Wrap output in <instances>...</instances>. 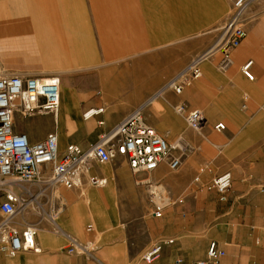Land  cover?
Segmentation results:
<instances>
[{
	"label": "crops",
	"instance_id": "obj_1",
	"mask_svg": "<svg viewBox=\"0 0 264 264\" xmlns=\"http://www.w3.org/2000/svg\"><path fill=\"white\" fill-rule=\"evenodd\" d=\"M82 2L25 0L23 18L12 17L10 11L5 19L30 21L37 31L42 66L48 62L55 67L88 65L95 60L96 42L89 27L80 24L85 18ZM88 11L104 56L124 47L138 48L143 28L137 0H88ZM214 12L217 18L218 8ZM203 50L210 56L200 63L199 76L190 79L179 95L163 87ZM228 56L230 62L222 70L215 43L209 40L188 47L183 66L159 71L152 78L138 76L133 88H120L118 78L108 77L107 67L78 77L70 71L48 75H56L60 84L54 127L48 125L52 116L40 115L44 117L25 122L23 130L14 129L16 133L35 143L56 132L60 151L68 144L84 150L142 106L144 123L167 141L179 165L170 171L163 161L150 173H132L127 162L118 158L91 164L89 176L103 180L100 187L83 177L77 188L57 186L36 196L39 187L25 185L36 199L8 220L0 212V225L7 221V228L16 230L35 225L39 253L9 257L0 250V264H144L140 257L145 250L166 240L170 243L152 264L204 261L211 241L224 252L215 264H264V12L252 15L245 39ZM247 62H251L252 81L240 70ZM80 70L86 69L71 71ZM178 104L201 113L199 131L190 130L182 116L173 113ZM147 108L152 109V119H146ZM99 109V114L84 119L87 111ZM219 122L224 130L217 132L214 126ZM225 172L231 175V185L222 200L211 184ZM150 183L161 185L173 202L159 218L152 216L148 202ZM69 239L84 251L69 253Z\"/></svg>",
	"mask_w": 264,
	"mask_h": 264
},
{
	"label": "built area",
	"instance_id": "obj_2",
	"mask_svg": "<svg viewBox=\"0 0 264 264\" xmlns=\"http://www.w3.org/2000/svg\"><path fill=\"white\" fill-rule=\"evenodd\" d=\"M232 6V13L222 27V36L215 44V50L221 53L219 68L224 70L230 62L228 52L237 48L246 37L247 19L244 18L250 0H226ZM210 56L208 51L196 56L183 71L168 84L174 94L179 95L182 87L190 79L199 76V65ZM251 62L241 67L242 75L253 80L250 72ZM60 102V84L56 76L5 75L0 76V212L8 220L25 209L27 204L45 191L51 192L55 187L74 189L80 186L83 177L88 182L100 187L103 180L89 176L91 164H108L123 158L132 173H150L159 164L166 161L168 169L174 171L179 160L170 155L172 149L167 141L153 128L147 126L142 118L143 107L136 108L108 133L86 149L76 144H68L60 151L58 136L51 132L41 141L31 143L23 133H16L13 115L17 113L22 119L33 116L49 115L56 122ZM175 112L182 116L186 126L192 131H199L203 117L197 110H188L184 104L175 106ZM93 111V112H92ZM102 110H90L83 116L88 119ZM217 132L224 130V124L214 126ZM39 187L36 196L26 190L25 185ZM229 172L216 176L211 184L213 190L224 199L230 188ZM264 193V189H262ZM27 197V198H24ZM147 198L152 208V216L159 218L166 206L173 202L161 185L148 184ZM35 225H26L21 230L7 228V221L0 225V250L9 257L20 252L39 253L35 244ZM68 252L74 249L83 252L84 248L69 239ZM170 241H157L141 255L144 264H152L160 258L162 250ZM224 256L216 242H209L206 260L196 264H215Z\"/></svg>",
	"mask_w": 264,
	"mask_h": 264
},
{
	"label": "rangeland",
	"instance_id": "obj_3",
	"mask_svg": "<svg viewBox=\"0 0 264 264\" xmlns=\"http://www.w3.org/2000/svg\"><path fill=\"white\" fill-rule=\"evenodd\" d=\"M1 6L5 7V12L0 15V76L35 75L47 77L53 73L63 74L70 71L68 74L72 77H78L86 74L85 72H94L107 67L110 70L108 77L118 78L120 88L136 87L138 76L144 75L146 78H152L154 73H159V71L165 73L172 70L173 67L175 68L176 65H182L185 59V50L188 47L196 48L209 40L212 44H216L223 34L222 27L224 23L232 13V6L226 0H137L143 28L140 45L137 49L124 47L123 51L119 53L104 56L101 47L97 43V32L92 27V17L88 11V0H83L82 7L85 9V18L79 23L89 27V34L96 42L94 62L88 65L70 67H55L49 65L48 62L44 67L41 65L39 39L34 34L37 31L30 27V21L27 24L26 21L21 19H5L9 16L7 14L10 12L8 8L12 10V17L16 18V15L19 14L17 15L18 18H23L24 11L14 12L13 9L15 10L16 7L17 10L19 8L23 10L24 5L17 3L10 7L4 4ZM214 7L219 10L217 18ZM262 12H264V0H250L244 15V18L247 19L246 33L248 26L252 24V15ZM78 33L80 37L85 34L84 32ZM124 44H126V41ZM204 51L206 50L190 57L189 62ZM77 68H85L86 70L71 71ZM183 69L176 74L174 73L171 79L176 78ZM166 85L164 84L163 87ZM148 108L146 109L147 120L152 119V109ZM174 108L173 113L175 112ZM148 110H150L149 114H147ZM37 117L42 118L44 116L39 115L22 119L15 113L13 115L14 129L23 130L26 126L25 122L37 119ZM47 118H50V116H47ZM48 125L51 129L54 127L53 118H50ZM32 134L37 136L38 131L34 130Z\"/></svg>",
	"mask_w": 264,
	"mask_h": 264
},
{
	"label": "bare ground",
	"instance_id": "obj_4",
	"mask_svg": "<svg viewBox=\"0 0 264 264\" xmlns=\"http://www.w3.org/2000/svg\"><path fill=\"white\" fill-rule=\"evenodd\" d=\"M24 2L25 0H0V15L2 13L5 12V7H2L1 5L4 4V5H10V6H13V5H16L17 3L19 4H23L24 5ZM21 7V6H20ZM9 11H12L11 9ZM14 12H21V11H25V8H23V10L21 8H19V10L16 9L15 7V10L13 9ZM1 18V17H0ZM27 23V22H25ZM23 25V24H22ZM25 25V24H24ZM93 112V111H92ZM41 205V204H40Z\"/></svg>",
	"mask_w": 264,
	"mask_h": 264
}]
</instances>
